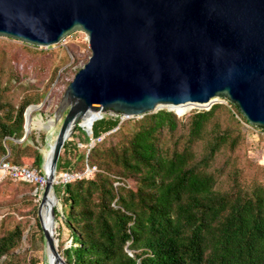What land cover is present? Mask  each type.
I'll return each instance as SVG.
<instances>
[{
  "label": "trees",
  "instance_id": "trees-1",
  "mask_svg": "<svg viewBox=\"0 0 264 264\" xmlns=\"http://www.w3.org/2000/svg\"><path fill=\"white\" fill-rule=\"evenodd\" d=\"M31 102L40 103L38 93L17 107L0 104V159L9 151L12 164L25 158L40 169L41 152L14 141ZM172 111L125 122L82 119L85 129L93 123L91 135L76 126L71 138L102 140L88 153L64 143L56 173L96 168L91 178L64 184L61 196L54 187L61 201L54 220L71 237L58 252L65 264H264V165L247 158L240 122L223 104L184 118ZM21 238L18 223L3 230L0 264H20L11 253Z\"/></svg>",
  "mask_w": 264,
  "mask_h": 264
},
{
  "label": "water",
  "instance_id": "water-1",
  "mask_svg": "<svg viewBox=\"0 0 264 264\" xmlns=\"http://www.w3.org/2000/svg\"><path fill=\"white\" fill-rule=\"evenodd\" d=\"M76 30L87 35L91 56L64 92L60 114L68 110L40 206L53 190L65 141L76 126L91 135L93 123L81 125L88 112L130 118L224 98L264 129V0H0V37L50 47ZM23 131L25 138V121ZM49 218L50 230L41 224L46 247L65 264L53 207Z\"/></svg>",
  "mask_w": 264,
  "mask_h": 264
},
{
  "label": "rangeland",
  "instance_id": "rangeland-1",
  "mask_svg": "<svg viewBox=\"0 0 264 264\" xmlns=\"http://www.w3.org/2000/svg\"><path fill=\"white\" fill-rule=\"evenodd\" d=\"M90 56L91 51L87 35L80 30L72 32L65 40L50 47L34 46L16 39L0 37V104L17 107L21 102L29 99V95L38 93L40 103L31 102L25 108L24 113L27 108L38 106V109L32 114L33 119L40 117L44 121L54 120V124L50 129L41 130L33 127L27 131L25 138L23 133V137L14 139L15 143L22 144L25 142L26 145L38 149L41 154L48 150L49 146L55 141L68 110L67 107L64 113L60 114L64 103V92L75 74L88 62ZM212 103L213 105L223 104L232 111L240 122L241 129L245 134L246 147L244 152L247 158L255 165H264V131L242 121L227 99L215 98ZM162 109L173 110L176 114L172 112L178 118H184L194 110H209L205 107L183 105L174 107V109L161 107L157 111ZM184 112L187 113L182 115ZM24 113L23 122L25 121ZM97 114V112H94V115L92 113L93 116H97ZM112 115L113 113L110 111L101 112L102 117ZM141 117L126 118L119 115L121 122L137 120ZM87 118L84 119L88 120ZM74 133L75 136L79 135L78 132ZM66 141H72V143L77 144L78 150L82 152L88 153L89 149H91L92 141L89 144H80L77 137H69ZM221 162V157H219L217 163L220 164ZM22 163L36 170L43 177L42 167L38 169L32 160L23 158ZM95 171V167L90 168L85 165L83 171L68 173H77L84 178H91ZM61 173L66 172L61 171ZM61 173H56V180L53 184V193L55 194L54 187H60V196L62 195L61 187L63 186L59 177ZM44 186L35 185L30 188V186L9 180L0 183V235L4 229H9L16 223L19 224L22 229L21 243L11 253V256L20 260V264H48L46 244L42 238L39 218ZM55 197L51 194V198L54 201L53 209H57L58 213H61V201L56 195ZM54 226L57 250L61 253L70 246L71 237L59 219L55 221ZM5 260L6 258L3 257L0 263H4Z\"/></svg>",
  "mask_w": 264,
  "mask_h": 264
},
{
  "label": "bare ground",
  "instance_id": "bare-ground-1",
  "mask_svg": "<svg viewBox=\"0 0 264 264\" xmlns=\"http://www.w3.org/2000/svg\"><path fill=\"white\" fill-rule=\"evenodd\" d=\"M212 103V100L208 103V104H194V103H186V104H181V105H178V106H168V108H173L174 107H179V106H183V105H186V106H195V107H207L209 106V104ZM38 109V106H31L29 108H27L26 110V113H25V127H26V130L29 131L31 128L35 127V128H38V129H41V130H48L50 129L53 124H54V120L53 119H50V120H46L44 121L42 118L38 117V118H35L33 119L32 117V114L33 112ZM178 109V108H177ZM182 110V109H181ZM94 115V112H88L84 118H87L88 120L87 121H94L97 117L101 116V112H97V116H93ZM93 117H92V116ZM27 118V119H26ZM83 118V119H84ZM53 144V143H52ZM51 149H52V145L49 146L48 150L42 154L43 155V165H42V173H43V182L45 183V177H44V173L47 169V166H48V163L50 161V157H51ZM55 180H56V174H55V179H54V183H55ZM51 194H53V190H51L45 201L43 202V204H41L40 206V221H41V224L42 226L46 229V230H50L51 227H50V218H49V210L54 207V201L52 200L51 198ZM53 197L55 198V196L53 195ZM55 228V226H54ZM56 247H57V243L55 244ZM46 252H47V262L48 264H59L54 255L52 253L49 252V250L47 249L46 247Z\"/></svg>",
  "mask_w": 264,
  "mask_h": 264
},
{
  "label": "built area",
  "instance_id": "built-area-1",
  "mask_svg": "<svg viewBox=\"0 0 264 264\" xmlns=\"http://www.w3.org/2000/svg\"><path fill=\"white\" fill-rule=\"evenodd\" d=\"M112 116L116 117L119 115H115L113 113ZM102 138L103 137H100L96 140H92V144L90 148L93 147V145L95 144V141L99 142L102 140ZM8 157H9V151H7V154L4 155L0 159V183L5 180H9L12 182H21V183L40 185L41 187L45 185V183L43 182V177L40 175L39 172H37L36 170L32 169L31 167L27 165L12 164L8 160ZM59 177H60V183L64 185L69 182H73L77 179H81L83 176L77 173L66 172V173H61Z\"/></svg>",
  "mask_w": 264,
  "mask_h": 264
},
{
  "label": "crops",
  "instance_id": "crops-1",
  "mask_svg": "<svg viewBox=\"0 0 264 264\" xmlns=\"http://www.w3.org/2000/svg\"><path fill=\"white\" fill-rule=\"evenodd\" d=\"M27 119V118H26Z\"/></svg>",
  "mask_w": 264,
  "mask_h": 264
}]
</instances>
